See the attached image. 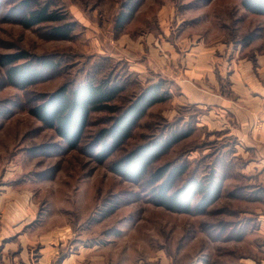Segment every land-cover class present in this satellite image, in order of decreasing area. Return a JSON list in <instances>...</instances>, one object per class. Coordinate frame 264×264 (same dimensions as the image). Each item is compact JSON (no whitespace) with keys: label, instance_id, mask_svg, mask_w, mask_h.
<instances>
[{"label":"rangeland","instance_id":"rangeland-1","mask_svg":"<svg viewBox=\"0 0 264 264\" xmlns=\"http://www.w3.org/2000/svg\"><path fill=\"white\" fill-rule=\"evenodd\" d=\"M243 1L0 0V61L6 54H28L14 64L0 62V181L9 180L12 189L30 196L40 232L55 231L57 263L64 253L73 254L72 264L264 260L259 230L264 184L243 171V105L237 98L239 79H264V14L248 10ZM43 4L74 22L70 39L48 38L49 26L59 22L21 23L26 12ZM129 5L136 8L120 27L119 14L128 13ZM42 56L55 59L58 68L43 69L26 87L8 82L11 66L41 67L36 59ZM114 72L120 82L127 83L128 73L135 79L114 100L116 112L90 114L74 148L29 112L65 82L99 80ZM160 78L169 81V98L149 107L125 143L99 160L98 131ZM215 94L220 101L209 104L204 95ZM177 126L190 134L150 172L167 162L187 164L181 182L218 172L221 193L202 213L177 212L153 201L151 173L136 182L112 169L137 145ZM66 227L64 235L60 230Z\"/></svg>","mask_w":264,"mask_h":264},{"label":"trees","instance_id":"trees-1","mask_svg":"<svg viewBox=\"0 0 264 264\" xmlns=\"http://www.w3.org/2000/svg\"><path fill=\"white\" fill-rule=\"evenodd\" d=\"M243 5L256 13L264 14V0H244ZM130 7V5H129ZM136 7H130L128 13L121 12L117 25L122 26L130 18ZM44 22H59L50 25L48 38L70 39L74 22L68 20L67 13L51 9L43 4L31 8L22 17L21 23L25 27H32ZM27 52L6 54L1 59L2 64H14L18 59L27 57ZM36 60L41 67H31L30 62L24 65H13L7 73L9 83L26 87L41 78L43 69H56L58 62L45 56ZM132 73H128L127 83L116 79H123L117 72L99 80L86 78L77 82H65L49 93L46 99L29 108V112L39 119L45 127L53 128L70 147H76L88 124L90 114L94 111L116 112L113 104L116 97L132 84ZM166 84V85H165ZM169 81L160 78L142 89L138 95L131 97L128 105L112 117L111 123L98 131L96 139L102 145L98 154L99 160L112 154L122 146L131 136L133 129L143 118L149 107L164 101L171 95ZM191 129L174 127L169 133L157 134L144 143L116 160L112 169L128 180L140 182L151 173L149 182L153 186L152 200L158 204L177 212L202 213L220 195L222 178L214 169L201 177L183 175L188 169L185 162L165 163L150 172L152 165L166 154L173 145L188 136ZM181 182V183H180ZM263 190V189H262Z\"/></svg>","mask_w":264,"mask_h":264},{"label":"crops","instance_id":"crops-1","mask_svg":"<svg viewBox=\"0 0 264 264\" xmlns=\"http://www.w3.org/2000/svg\"><path fill=\"white\" fill-rule=\"evenodd\" d=\"M236 80H233V85ZM239 80L241 85L237 98L243 105V115L239 116L243 131V171L250 179L264 184V79ZM214 96L209 98L204 95L209 102L220 101L217 94ZM229 128L241 131L232 125ZM7 174L8 169H3L2 176L7 177ZM11 186L9 180L0 181V264H72L73 254L68 253H64V258L56 262L52 243L55 231L48 229L40 232L37 229L39 215L36 204L30 196ZM259 222V230L264 231V215L260 216ZM60 231L65 235L69 230L66 227ZM34 246H39L38 251ZM83 250L84 246L81 252ZM258 264H264V260Z\"/></svg>","mask_w":264,"mask_h":264}]
</instances>
